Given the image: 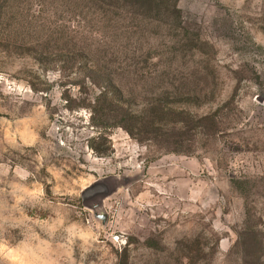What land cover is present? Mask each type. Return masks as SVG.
<instances>
[{"label": "rangeland", "instance_id": "374dc122", "mask_svg": "<svg viewBox=\"0 0 264 264\" xmlns=\"http://www.w3.org/2000/svg\"><path fill=\"white\" fill-rule=\"evenodd\" d=\"M144 1L0 0V241L264 264V0Z\"/></svg>", "mask_w": 264, "mask_h": 264}, {"label": "clouds", "instance_id": "9594fccd", "mask_svg": "<svg viewBox=\"0 0 264 264\" xmlns=\"http://www.w3.org/2000/svg\"><path fill=\"white\" fill-rule=\"evenodd\" d=\"M67 227L66 225L65 228ZM80 231H84V229L80 228ZM65 232L67 241L69 238L73 241L82 240L78 234L72 235L68 231ZM22 245L24 242L13 246L0 241V264H58L55 254L50 250V244L46 246L40 243V246L36 248Z\"/></svg>", "mask_w": 264, "mask_h": 264}, {"label": "water", "instance_id": "95a60500", "mask_svg": "<svg viewBox=\"0 0 264 264\" xmlns=\"http://www.w3.org/2000/svg\"><path fill=\"white\" fill-rule=\"evenodd\" d=\"M103 184V182H97V183H95L93 186H91V187H89L85 192L86 193H88V192H95V191H97V190H99L100 188H101V185ZM100 186V187H99ZM98 193H100V191H98ZM103 217V219H106V216L105 215H103L102 216Z\"/></svg>", "mask_w": 264, "mask_h": 264}, {"label": "trees", "instance_id": "16d2710c", "mask_svg": "<svg viewBox=\"0 0 264 264\" xmlns=\"http://www.w3.org/2000/svg\"><path fill=\"white\" fill-rule=\"evenodd\" d=\"M144 2H147V0H145Z\"/></svg>", "mask_w": 264, "mask_h": 264}]
</instances>
